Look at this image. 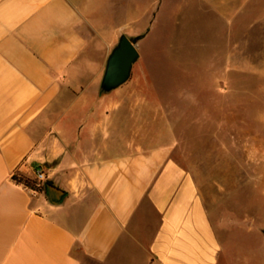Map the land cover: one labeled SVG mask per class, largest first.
<instances>
[{"label": "crops", "instance_id": "1", "mask_svg": "<svg viewBox=\"0 0 264 264\" xmlns=\"http://www.w3.org/2000/svg\"><path fill=\"white\" fill-rule=\"evenodd\" d=\"M190 6L219 47L224 22L225 52L264 28V0H0V264H264L224 252L170 145L122 147L116 94L99 92L114 16ZM38 169L60 204L12 177Z\"/></svg>", "mask_w": 264, "mask_h": 264}, {"label": "rangeland", "instance_id": "2", "mask_svg": "<svg viewBox=\"0 0 264 264\" xmlns=\"http://www.w3.org/2000/svg\"><path fill=\"white\" fill-rule=\"evenodd\" d=\"M164 15L136 16L134 22L114 16L139 51L129 78L110 91L121 110V145H170L171 157L193 177L224 252L234 263L240 255L262 262L264 95L258 66L264 28L238 30L227 39L242 43L225 52L223 21L219 47L210 37V16H196L194 6Z\"/></svg>", "mask_w": 264, "mask_h": 264}, {"label": "water", "instance_id": "3", "mask_svg": "<svg viewBox=\"0 0 264 264\" xmlns=\"http://www.w3.org/2000/svg\"><path fill=\"white\" fill-rule=\"evenodd\" d=\"M138 57L139 51L136 44L125 34H119L116 45L107 55L99 92L108 93L123 84L129 78L132 66ZM45 195L49 204L58 205L66 192L48 182L45 185Z\"/></svg>", "mask_w": 264, "mask_h": 264}, {"label": "trees", "instance_id": "4", "mask_svg": "<svg viewBox=\"0 0 264 264\" xmlns=\"http://www.w3.org/2000/svg\"><path fill=\"white\" fill-rule=\"evenodd\" d=\"M132 41L134 42V40H132ZM12 177L17 182L23 183L26 187H29L31 190H34V191H44L45 190V185L48 183L46 181L43 184H40V182H37L35 180L29 179V178H26V177L17 176L15 174Z\"/></svg>", "mask_w": 264, "mask_h": 264}, {"label": "built area", "instance_id": "5", "mask_svg": "<svg viewBox=\"0 0 264 264\" xmlns=\"http://www.w3.org/2000/svg\"><path fill=\"white\" fill-rule=\"evenodd\" d=\"M34 178L37 182H44L46 180L45 171L43 169L36 170Z\"/></svg>", "mask_w": 264, "mask_h": 264}]
</instances>
